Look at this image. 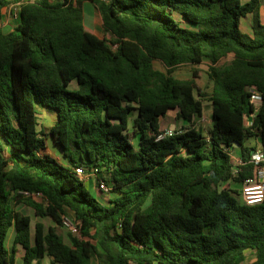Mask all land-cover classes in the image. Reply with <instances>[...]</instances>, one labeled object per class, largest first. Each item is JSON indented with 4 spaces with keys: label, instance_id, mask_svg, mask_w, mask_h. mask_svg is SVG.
Wrapping results in <instances>:
<instances>
[{
    "label": "trees",
    "instance_id": "obj_1",
    "mask_svg": "<svg viewBox=\"0 0 264 264\" xmlns=\"http://www.w3.org/2000/svg\"><path fill=\"white\" fill-rule=\"evenodd\" d=\"M14 1L0 0V23ZM86 2L111 37L86 27ZM262 8L264 0H23L19 23L9 32L0 25V264L47 255L59 264H264V202L235 197L264 166L247 143L256 136L264 150ZM250 14L253 34L242 29ZM205 58L209 93L197 72L190 79L170 73ZM256 91L263 102L247 126ZM206 99L207 134L193 124ZM39 105L57 115L48 134ZM170 110L193 125L157 139ZM48 136L67 165L47 152ZM76 166L98 169L118 195L102 203ZM20 204L61 225L71 210L70 241L42 220L33 227ZM248 251L254 259L245 262Z\"/></svg>",
    "mask_w": 264,
    "mask_h": 264
},
{
    "label": "rangeland",
    "instance_id": "obj_2",
    "mask_svg": "<svg viewBox=\"0 0 264 264\" xmlns=\"http://www.w3.org/2000/svg\"><path fill=\"white\" fill-rule=\"evenodd\" d=\"M20 1L15 0L14 2H12L11 4H9L8 6H6L4 8V15H3V19L0 23L2 29L4 30V32H9L11 31L19 22L18 20V16L17 14L19 13V4ZM85 25L87 28H89L90 30H92L93 32H95L96 34H98L101 37H111V34L109 33H105V31L103 30L102 27V18H101V14L98 11V9L91 3V2H86L85 4ZM260 17L262 22H264V8H262L261 13H260ZM179 19H181V22L184 26H188V27H194V24L186 21L185 19H183L180 15L177 16ZM253 27H254V15L250 14L247 17H244L242 19V29L243 31L253 34ZM233 58V55L230 54L227 57H224L221 61L220 64H226L228 63L231 59ZM210 64V61L208 59H204L202 61V63L200 64H182L179 65L173 69H171V71L168 69V67L161 62L160 60H155L154 65L157 69H161L163 71H170V73L179 78V79H190L193 78L194 72H197V76L194 77L196 80L197 85L201 88V90L206 93H209L212 89V82L209 80L208 78V74H207V70H208V66ZM48 107L46 106H38L39 109V122H40V129H43V131H45L47 134L50 132L51 127L54 125L55 121H56V116L54 115L53 112L51 111H47L50 110L47 109ZM137 112H133L131 117L134 118L136 116ZM161 126L163 129L168 130L171 129V126L174 125L175 129L181 130L184 129L186 126H191V125H195L196 127L200 128L202 130V132H204L205 134H207L210 130V128L213 125V119H212V107H211V103L209 100L206 99L205 101V111H204V115L201 118H197L195 120V122L192 124L191 122H189L188 120H185L181 117L178 116V110H170L167 114V116L165 117H161ZM174 129V130H175ZM133 130H134V125H133V120H131V124H130V133H131V137H132V141L133 143L137 146L138 142H139V137L135 136L133 134ZM49 137V136H48ZM48 142L50 144V148L48 147V150L50 149V155L56 157L57 159L64 161V159L62 158V155L60 154V151L56 148H53L52 142L50 137L48 138ZM247 143L250 146H258L257 149H261L262 145L258 143V137L256 136H252L247 140ZM56 149V150H55ZM235 156H238V153L235 151L234 152ZM236 160V159H235ZM65 162V161H64ZM66 163V162H65ZM238 164V163H237ZM236 164V166H237ZM235 166V168H236ZM84 186L85 189L87 191H89L91 193V195L95 196L96 198H98L102 203L108 205V199L109 198H114L115 196L118 195V192H116L115 190H111L110 192H103L98 188V184H97V180L96 177L93 178H88L86 180H84ZM233 188H237L240 189L241 187H236L234 184L232 185ZM235 197L237 198V200L241 203H243V198L242 195H238L235 194ZM37 200H40L39 198H35ZM17 209L19 211H21L22 213L25 214H29L33 217V227L35 226V222L38 220H42L46 226V229H48L50 226H56L57 230L59 231V233H61L64 238L66 239V241H70V233H74L73 230L68 227L65 222L64 225L61 224H57L52 218L46 216V217H37L35 214V210L27 205V204H20L19 206H17ZM69 219L71 221H73L74 219V213L67 209L66 210V214L64 215V219ZM13 235H14V229H10L9 231V236L7 238V247L9 249L12 248V244H13ZM21 255V252L18 253V256ZM254 259V253L252 251H248L247 252V258L245 260V262H249L251 260ZM18 263H20V257H18ZM35 264H59V263H55L52 261V258L47 255L45 256L40 263H38L37 261H35ZM93 264H98L96 260H93Z\"/></svg>",
    "mask_w": 264,
    "mask_h": 264
},
{
    "label": "built area",
    "instance_id": "obj_3",
    "mask_svg": "<svg viewBox=\"0 0 264 264\" xmlns=\"http://www.w3.org/2000/svg\"><path fill=\"white\" fill-rule=\"evenodd\" d=\"M18 1L20 2L18 4L19 13L17 14V16H18V20L20 21V12H21V6L23 4V0H18ZM251 100L252 103L254 104L255 109L254 112L246 116L245 122L247 126H251L253 124V118L255 117V114L259 110L260 106L262 105L263 102L262 93L260 91L254 92V94L251 97ZM174 133H175L174 129H168L165 132L159 134L157 136V139H161L164 136L173 135ZM252 161L257 164L264 162V150L262 148L254 151ZM236 162L238 164H244V161H242L239 158H236ZM74 170L82 180L96 177L98 188L101 191L106 193L112 190L111 185H109L104 179L98 178V169L87 171L83 166H76ZM234 170L235 173L238 172L237 168H235ZM263 177H264V166H262L259 170V179L248 178L245 180V182L242 185V191H241L243 202L245 204L256 205L264 202V181L261 179ZM27 195H31L33 198H39V199L43 197V194L41 192L27 193ZM64 222L68 227H70L73 231H75L76 228L73 221L66 218L64 219Z\"/></svg>",
    "mask_w": 264,
    "mask_h": 264
},
{
    "label": "crops",
    "instance_id": "obj_4",
    "mask_svg": "<svg viewBox=\"0 0 264 264\" xmlns=\"http://www.w3.org/2000/svg\"><path fill=\"white\" fill-rule=\"evenodd\" d=\"M72 86H76V83H72ZM47 111H49V110H47ZM54 115L56 116V120H57V115H56V113H54ZM56 122V121H55ZM162 127V126H161ZM171 129H175V126L174 125H172L171 126ZM47 143H48V147L50 146V144H49V142H48V139H47ZM258 143H259V145L261 144V142H260V140H259V138H258ZM51 146H53V148H56L54 145H53V143H52V145ZM50 148V147H49ZM257 148H258V146H257ZM57 149V148H56ZM55 149V150H56ZM257 150H259V149H257ZM57 151H58V149H57ZM47 152L48 153H50V149L48 150L47 149ZM52 157H54V156H52ZM54 158H56V157H54ZM57 159V158H56ZM58 161H60V162H62L63 164H65V165H67L64 161H61V160H59V159H57ZM263 181H264V177L263 178H261ZM36 261V260H35ZM35 261H34V263L33 264H35ZM41 262V261H40ZM40 262H38V263H40Z\"/></svg>",
    "mask_w": 264,
    "mask_h": 264
},
{
    "label": "water",
    "instance_id": "obj_5",
    "mask_svg": "<svg viewBox=\"0 0 264 264\" xmlns=\"http://www.w3.org/2000/svg\"><path fill=\"white\" fill-rule=\"evenodd\" d=\"M237 145H239L238 143H237ZM254 153V152H253Z\"/></svg>",
    "mask_w": 264,
    "mask_h": 264
}]
</instances>
